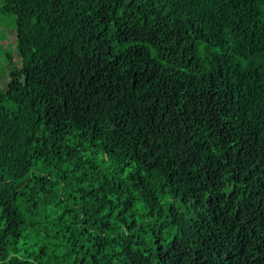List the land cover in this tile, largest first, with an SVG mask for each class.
Segmentation results:
<instances>
[{
    "label": "trees",
    "instance_id": "trees-1",
    "mask_svg": "<svg viewBox=\"0 0 264 264\" xmlns=\"http://www.w3.org/2000/svg\"><path fill=\"white\" fill-rule=\"evenodd\" d=\"M0 16V264H264V0Z\"/></svg>",
    "mask_w": 264,
    "mask_h": 264
},
{
    "label": "rangeland",
    "instance_id": "rangeland-1",
    "mask_svg": "<svg viewBox=\"0 0 264 264\" xmlns=\"http://www.w3.org/2000/svg\"><path fill=\"white\" fill-rule=\"evenodd\" d=\"M14 20V17L0 16V87L2 90H6L9 80L4 69L10 71L13 63L19 66L22 63L16 48V30L12 25Z\"/></svg>",
    "mask_w": 264,
    "mask_h": 264
}]
</instances>
